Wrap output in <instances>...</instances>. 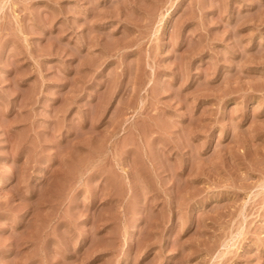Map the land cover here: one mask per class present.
<instances>
[{
	"label": "rangeland",
	"instance_id": "374dc122",
	"mask_svg": "<svg viewBox=\"0 0 264 264\" xmlns=\"http://www.w3.org/2000/svg\"><path fill=\"white\" fill-rule=\"evenodd\" d=\"M0 264H264V0H0Z\"/></svg>",
	"mask_w": 264,
	"mask_h": 264
}]
</instances>
